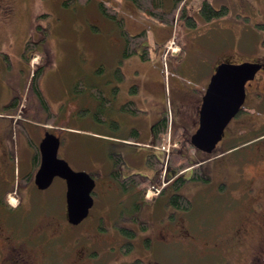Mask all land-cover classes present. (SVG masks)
I'll return each mask as SVG.
<instances>
[{
  "label": "rangeland",
  "instance_id": "374dc122",
  "mask_svg": "<svg viewBox=\"0 0 264 264\" xmlns=\"http://www.w3.org/2000/svg\"><path fill=\"white\" fill-rule=\"evenodd\" d=\"M172 1L163 0L164 8L169 9ZM185 1L189 2L187 7L185 5L186 12L195 19V26L187 24L184 16L179 17L177 23L172 22L169 25L156 22V25H164L161 26L164 29L173 27L171 37L174 36L173 41L179 45V51L182 47L178 39L189 45L190 52L187 57L178 63L180 57L171 58L176 55L171 50H177L178 47L171 46L170 52L165 47L168 45L166 42L173 41L169 38L160 45L153 31L146 27L144 29L148 37L144 45L148 47V57L142 58V47H139L137 53L123 56L124 42L122 27L119 23L123 21L125 23L126 16H132V13L122 7L125 0H87L85 2L71 0L70 5L64 4L65 0H0V127L2 132L10 137L5 140L8 162L12 171L9 179L14 176V181L11 180L6 184L8 191L10 190V204L15 203V192L18 195H27L35 202L45 200L50 202L47 210L52 213L60 212L63 201L62 178L55 177L52 183L42 190L28 183V172L35 169V163L31 158L33 142L30 138L28 140L27 134L33 127L35 129L40 122H43L42 113L45 114L30 84L31 76L37 68L42 66L41 91L50 103L48 125L53 128L56 126V129L60 131L64 130L61 131L64 141L62 148L59 146L57 155L66 160L73 170L83 171L94 177L96 202L94 201L95 206H92L91 212L95 210L97 204V209L109 207L112 213L111 218L116 216L123 207V212H131L129 199H131V193L133 194V190L131 193L122 191L113 195L112 191H102L104 188L102 185L105 182L109 181L108 184L111 185L113 181L110 175L114 164L113 155L123 153V161L119 164L122 174L130 171L151 174L148 170L156 174L159 168L157 159L160 156L152 154H158L159 151L155 150V144H151L153 150L150 155H147L151 150L147 151L143 147L149 145L150 139L147 135L151 125L166 114L163 116L167 127L165 131L170 132L173 115L176 113L180 115L181 109L184 110L181 118L184 122L189 121L187 91L193 93L197 77L208 72L207 64L216 57L234 63L264 60V26L257 24V22H264V0H258L261 1L259 5H255L256 0H209L213 8L220 11L218 15L210 18L204 17L198 10L202 0ZM100 2L118 7L119 18L106 15L100 8ZM178 8H181V4ZM246 9L249 16L244 17L242 12ZM138 11L140 15H147L143 10L138 9ZM148 19L151 20L149 17ZM241 21L248 22L246 28L240 26ZM143 24L148 26L147 23ZM157 35L163 36L164 33H157ZM29 39L34 40L40 49L31 53L30 58L26 60L22 52L24 44ZM155 41L157 43H154ZM159 46H161L160 53L157 51ZM179 51L176 52L177 55H182ZM150 62L159 68L167 63L166 67H163L165 70L160 71L163 77L162 83L156 79L155 72L148 68ZM189 63L197 68L195 76L191 70L187 69ZM118 66H121L124 72V79L120 81L116 75L112 74L113 69ZM91 68H94L93 74L88 76L85 72L88 73ZM66 69L69 70L67 76L64 72ZM200 69H203L201 72L203 75L196 74ZM81 71L79 78H82L84 83H81L83 86L80 87L75 77ZM261 74L259 70L254 79ZM85 79L87 84L91 81L94 84L99 83L104 86L105 91L96 94L97 91L87 87ZM110 79L119 81L120 90L115 98L114 95L110 98L107 95V99H110L108 105L117 100L125 102L127 99L123 98L130 95L132 99L137 100L136 112L118 110L114 104L111 107L104 105ZM172 79L178 80L176 87L172 85ZM88 96L92 101V103L89 102V107L83 105L87 102ZM96 96L99 97L97 109L93 105ZM13 98L15 103L18 101V105L12 110L7 105ZM140 98H147L149 101L144 109L141 107ZM20 105L25 108L23 114L18 112ZM74 105L78 107L75 108ZM4 107L9 108L7 112ZM259 108L256 96L251 98L248 95L242 106L244 112L236 114L227 127L231 128L233 125L235 127V123L246 114L264 118L263 107ZM7 113L14 114L15 117L18 115V118L12 121L19 122L17 124L11 122ZM24 118H28L29 121ZM132 127L136 132L138 131L137 134ZM262 129L256 128L251 132L239 133L237 138L230 141H225L222 137L210 154L222 152V159L225 160L226 165L223 166V172H220L215 167L214 170L212 169V161L208 162L210 158L203 160L202 174L204 177L207 176L208 180L190 179L192 172L190 167L178 172V175H182L185 179L178 192L191 201L189 209L183 210L167 205L164 202L166 200L164 196H161L156 203H142L137 215L140 220L147 223L148 227L147 230L137 233L141 240L133 246L129 254H126V258L129 256V259L133 260L135 256L140 255L143 259L141 264H148V260L154 258L153 256L160 259L162 264H217L222 259L220 241L225 235L223 231L225 215L228 207L236 206L237 187L242 184L241 178L236 175L235 167L243 161V148L246 145L240 144L227 150L229 146L227 143L234 145L245 140L253 142L258 137L249 138L261 133ZM15 132L19 133L14 135ZM164 132L160 141L155 143L160 144L163 140L169 139ZM187 132L190 131L187 130ZM128 136L132 137L135 145L138 144L135 146L137 151L133 150L134 147L126 149L123 141H129L125 139ZM171 137L175 140L173 133ZM179 142L180 140L177 144L176 141L173 144L179 146ZM161 145H165V142ZM173 151L160 166H168L167 162L171 163L169 160L176 155V151ZM178 151H181V154L191 162L203 157L201 150L194 149L188 144ZM127 153L136 154V159L127 156ZM218 160L219 158L217 162ZM160 168L163 172V167ZM257 171L260 172V170L250 169L249 173L253 175ZM20 178L22 181L18 182ZM156 182L149 181L146 185L144 193H147L152 186L155 188L154 192L149 194V198L159 189ZM135 192L136 190L134 194ZM36 207L34 211H43L42 207ZM150 208L151 215L148 213ZM42 217L44 215L39 216V218ZM172 218L179 221L183 219L190 235L165 244L152 235L153 230L156 223L165 222L168 225V222L175 221ZM145 237H150L151 242L148 247L142 241Z\"/></svg>",
  "mask_w": 264,
  "mask_h": 264
},
{
  "label": "flooded vegetation",
  "instance_id": "af4514ba",
  "mask_svg": "<svg viewBox=\"0 0 264 264\" xmlns=\"http://www.w3.org/2000/svg\"><path fill=\"white\" fill-rule=\"evenodd\" d=\"M260 2L256 0L255 5H259ZM242 15L244 17L249 16L248 9L244 10ZM246 23L248 22L246 21ZM246 23L241 21L240 26L246 28ZM257 24L264 26V22H257ZM255 62L261 64L260 70L262 74L246 83L245 99L248 95L251 98L256 96L259 107H263L264 110V60ZM192 96L191 92L187 91L188 109L194 105L198 115L200 100L194 103L191 99ZM10 103L7 107L12 110L18 105V101L13 105H10ZM19 109L18 112L23 114L25 108L20 105ZM44 112V115L42 113L43 122H40L35 129L33 127L27 134L28 140L30 138L33 142L31 158L35 163V169L28 172V183H32L33 185H29L35 186L36 188L38 187L34 179L41 163L40 143L46 132L58 137L61 148L64 141L61 132L64 130L60 131L56 129V126L54 128L49 126L47 120L50 113L45 109ZM239 112L244 111L240 109L237 114ZM7 114L11 122L14 124L19 122L12 121L18 118V115L15 117L14 114ZM24 120L29 121L28 118H24ZM256 128H263L262 132L249 139L258 137L257 139L253 142L245 140L237 144H246L243 148V161H241L239 166L235 167L236 175L241 178L240 183L242 184L237 187L238 198L235 201L236 206L228 207L227 214L225 215L223 224L225 235L223 240L220 241L222 259L217 264H264V136H261L264 135V118L246 114L244 118L235 123V127L234 125L231 128L225 127L223 139L230 141L237 138L239 133L251 132ZM18 133L15 132L14 135ZM9 134L13 135L11 133ZM6 135L0 127V264H141L143 259L140 255L135 256L133 260H130L129 256L126 258V254H129L133 246H136L138 241L141 240V237L139 238L137 233L147 230L148 227L145 221L139 219L137 212L142 207V203H156L160 200L161 196L166 197L164 202L167 205L175 208L170 204V201L172 195L175 193L173 182L178 176V172L172 167V162H167L168 166H160V158H158L159 168L156 174H153L151 170H148L151 174L147 175L133 171L122 174L119 164L122 163L123 156L117 154L121 159L117 165L119 168V176L116 178L113 175L112 165L110 170V175L113 180L112 184H108L109 181L105 182L102 185L104 186L102 191H112L111 194L113 195L122 193V191L131 193L133 190L131 199H129L131 201V212H123V207L116 216L110 218V215H112L109 211L110 208L105 206L108 209H97L98 204L95 210L91 212L95 201L94 193L96 190V182L91 175L94 179V186L91 191L93 199L92 205L87 215L79 222L74 223L68 218L66 182L63 178L64 183L61 185L63 201L60 212L52 213L48 211L50 202L46 200L35 202L29 196L24 194L18 195L16 192L15 203L10 204L7 196L10 190L8 191L6 184L11 180L14 181V176L9 179L12 171L11 165L8 162V149L5 140H8L10 137ZM227 145H229L227 150L231 149L229 147L232 146V143L228 142ZM173 152V149H171L168 158ZM154 156L159 155L154 154ZM129 157L136 159V154H129ZM222 157L223 155L219 157V166L215 167L220 172H223V166L226 165ZM22 160L24 159L22 158ZM160 167H163V172ZM250 169L260 170V172L257 171V173L252 175L249 173ZM130 177L135 179L141 177L144 182L145 180L151 182L155 180L157 181L156 183L159 189L150 198L146 196V193H143L141 199L138 193L140 189L138 185L124 184V180ZM202 179L204 181L208 180L207 176L204 177V175ZM19 181L21 182L22 179H18ZM134 190H136L135 194ZM102 203L101 206L104 207ZM36 206L42 207L43 211H34L37 208ZM151 211L152 209L150 208L148 211L150 215ZM40 214L44 215V217L39 218L41 216ZM172 219L175 220V218ZM178 221V219L175 221L172 220L168 222V225L165 222L160 224L156 223L152 235L165 244L170 243L174 239L180 240L189 236L190 231L184 225V220L180 219ZM142 241L147 247L151 242L150 237H145ZM153 257L148 260V264H162L160 259L155 256Z\"/></svg>",
  "mask_w": 264,
  "mask_h": 264
},
{
  "label": "water",
  "instance_id": "95a60500",
  "mask_svg": "<svg viewBox=\"0 0 264 264\" xmlns=\"http://www.w3.org/2000/svg\"><path fill=\"white\" fill-rule=\"evenodd\" d=\"M261 68L258 62L244 61L218 63L204 90L198 109V126L190 135V144L205 153H211L224 135V129L242 108L245 84L253 80ZM59 139L46 132L40 143L41 163L35 174L38 188H47L55 176L66 182L68 218L77 223L92 205L93 177L83 171L73 170L68 162L57 155Z\"/></svg>",
  "mask_w": 264,
  "mask_h": 264
},
{
  "label": "trees",
  "instance_id": "16d2710c",
  "mask_svg": "<svg viewBox=\"0 0 264 264\" xmlns=\"http://www.w3.org/2000/svg\"><path fill=\"white\" fill-rule=\"evenodd\" d=\"M83 1L85 2L87 0H83ZM132 1L139 9L146 12L152 19L162 24L169 25V24H172L177 6L181 3L182 0H174L173 5L169 9L164 8L163 0H132ZM182 3L183 4H181V8L179 10V17L184 16L187 20V24L195 26V21L193 17L190 16L186 12L185 3L184 2ZM64 4L70 5L71 0H65ZM100 8L109 17H113V18L117 17V13H116L117 10L111 7L110 5L100 2ZM108 11L112 12L113 14H110ZM199 12L206 18H210L220 13V11H216V9L213 8L212 4L208 0L201 1L199 5ZM118 21L120 22V20ZM119 24L122 27V23H119ZM121 33L123 35V40H124V45H123V50H122L123 56H128L133 53H136L138 51V48L142 46V43L147 38V34L145 30L137 34H129L125 29L122 28ZM39 49L40 47L38 46V44L34 43V40L29 39L24 44L22 56L24 59L28 60L30 58L31 53L38 51ZM141 56L142 58L148 57L147 47H143V52L141 53ZM42 75H43V70L41 66L40 68H37L35 72H33L31 76L32 78H31L30 84H31L32 90L37 94L42 107L50 113L49 102L47 101L40 87V80H41ZM13 104H15V98H13L12 102L10 103V105H13ZM121 108L122 110L128 111L130 113L137 111V109L135 108V105L131 101H128L122 104ZM165 125L166 123H165L164 117L158 119L156 122L152 124L151 131H152V135L154 137L155 142L160 141L161 135L165 131ZM133 130L137 134L136 130L135 129ZM179 135L180 134L176 130L173 132V137L175 139L179 138L180 144L179 146L175 148L176 155H173L172 158L170 159V161L172 162V167L177 172L190 167L192 170L190 179L200 180L203 178L200 161L205 158H208L211 155L204 153L203 157L200 160H195L193 162L189 161L186 156L181 154V151H178V150H181V147L186 144L191 146L189 142V136L187 135L186 137H182ZM234 146H237V144L232 145L229 148H233ZM120 160L121 159L119 158V156H113L114 164H113L112 172H113V175L116 176V178L119 176V168L117 167V165L119 164ZM184 181L185 179L183 178L182 175L179 174L176 177V179L173 182V188L175 190V193L172 195L171 201H170V204H172L175 208L183 209V210L189 209L191 207V201L186 196L178 192V190L182 187ZM148 182H149L148 180L147 181L145 180L144 182L141 177L140 178L137 177V179L130 177L124 180V184L126 185L136 184L139 186L142 184L138 192L141 199L143 197V193L145 191L146 185H148L147 184Z\"/></svg>",
  "mask_w": 264,
  "mask_h": 264
},
{
  "label": "crops",
  "instance_id": "0c3cea01",
  "mask_svg": "<svg viewBox=\"0 0 264 264\" xmlns=\"http://www.w3.org/2000/svg\"><path fill=\"white\" fill-rule=\"evenodd\" d=\"M173 2H174V0L172 1V4H171V6L173 5ZM104 3V2H103ZM164 3V2H163ZM185 3H186V5H188L189 4V2H186L185 1ZM111 6V5H110ZM170 6V7H171ZM111 7H113V8H115L116 10H117V18H119V9H118V7H115V6H111ZM122 7H125V10L126 11H128V12H130V13H132V16H126V20H125V23H124V21H123V19L122 18H120V20L121 21H123V23H122V28L123 29H125L129 34H137V33H139L140 31H142V30H145L144 29V27H146V28H150L152 31H153V33L155 34V39L158 41V42H160V45H162V43H164L167 39H169L170 37H171V35L173 34L172 32V28L171 29H164V28H162L161 26H164V25H156V22L157 23H160V22H158V21H156V20H154V19H152L148 14L147 15H140V13H139V11H138V7L134 4V2L132 1V0H125V3H122ZM141 10V9H140ZM148 17L149 18H151V20L150 19H148ZM155 21V22H153V21ZM143 23H147L148 24V26H146L145 24H143ZM138 29H141L140 31L138 30ZM146 33H147V31H146ZM157 33H164V35L163 36H158L157 35ZM147 37H148V35H147ZM147 39V38H146ZM145 39V41L142 43V45H144L145 44V42L147 41ZM179 41H180V44H181V47H182V55L180 54H178V55H173L171 58H181L179 61H178V63H180L181 61H183L186 57H187V54L190 52L189 51V45H187L185 42H183V40H181V39H178ZM123 42H124V40H123ZM154 43H157L156 41L154 42ZM123 45H124V43H123ZM144 47H147V45H144ZM158 53H160V51H161V46H159L158 47ZM147 52H148V47H147ZM137 53V52H136ZM134 54V53H133ZM132 55V54H131ZM147 55H149V54H147ZM219 59H221V58H218V57H216V58H214L213 60H211L210 61V63H208L207 65H209V69H208V72L205 74V75H203L201 72L203 71V69H200V70H198L197 72H196V74L197 75H203V76H199V77H197V79L195 80V82H194V91H193V93H191V95H193L192 96V100L194 101V103H196L197 102V100H200L201 99V96H202V94H203V91H204V89H205V87L207 86V84H208V82H209V79H210V77H211V75H212V73H213V71H214V67H215V65L218 63V61H219ZM206 65V66H207ZM148 68H150V69H152L154 72H155V75H156V79L157 80H159V82L160 83H162V77H161V75H160V71H159V66H156V65H153L151 62L149 63V67ZM187 68V67H186ZM93 69L94 68H91L89 71H88V73L87 72H85L88 76H91L92 74H93ZM187 69H189V71L191 70V72H192V74H193V76H195L194 75V73H195V71L197 70V68H196V66L194 65V64H192V63H189L188 64V68ZM68 71L69 70H64V72L66 73V76H67V73H68ZM81 73H82V71L80 72V73H77L76 74V80H77V84L81 87V86H83L81 83H84L83 82V80H82V78H79L80 76H81ZM112 74L115 76L116 75V77L119 79V81L121 80V79H124L123 78V76H124V72H123V70L121 69V66H118V67H116L115 69H113V71H112ZM119 81H116L115 82V79L113 80V79H110V80H108V82H109V84L107 85V94H106V97H105V99H106V102H105V104L104 105H108V103H109V100L110 99H107L108 97L110 98V97H112L113 95H114V98H115V96L117 95V93L119 92V90H120V85H119ZM177 82H178V80L177 79H172V85L173 86H177ZM85 83H86V85H87V87H89V88H91V90L92 91H97L96 92V94H101L102 92H104L105 90H104V86H101V85H99V83H96V84H94V82L92 83V81L90 82V83H88L87 84V80L85 79ZM95 85H96V87H95ZM98 86V87H97ZM95 89V90H94ZM98 89V90H97ZM107 95H108V97H107ZM78 96V95H77ZM80 96H83V95H80ZM92 98V97H91ZM123 99H127L125 102H128V101H131V102H133V104L134 105H136L135 103H137V100H135L134 98L132 99V96H130V95H126V97H124ZM99 97L98 96H96V98H95V102L93 103V105H94V107H96V109L98 108V106H99ZM113 101V100H112ZM120 101H123V100H121L120 99ZM139 101H141V107H143L142 109H144L145 107H146V103H149V101H148V99L147 98H145V99H142V98H140L139 99ZM89 102H91L92 103V101H91V99H90V97L88 96L87 97V102H84L83 103V105H85V106H88L89 107ZM125 102H119L118 100L117 101H114V102H112V104L111 105H108V106H113V104H114V106H115V108L116 109H121L122 110V108H121V106H122V104H124ZM103 104H102V106H104ZM73 107H78L77 105H74ZM137 108V107H136ZM165 108V107H164ZM124 111V110H123ZM164 111H165V109H164ZM187 111H188V115H190V118H189V121H186V122H184V120L181 118V116L184 114V110L183 109H181L180 111H179V114L180 115H178L177 113L176 114H172L173 115V126H174V129L175 130H177L178 129V131L180 130V131H182V132H185V133H187V130L188 131H190V133L191 132H193L195 129H196V127H197V125H198V115H197V113H196V108H195V106L193 105V107H191V108H189V109H187ZM126 112H128V111H126ZM130 113V112H129ZM163 116V115H162ZM161 116V117H162ZM186 127H188L187 128V130H186ZM133 128V127H132ZM148 138L150 139V142H149V145H144L143 147H144V149L145 150H147V151H150V153L152 152V148H151V143H152V141H153V136H152V131H151V129H150V132H148ZM113 138H115L114 136H112ZM126 140H129V141H123V143H124V145H125V147H126V149H128V148H131V147H134L133 148V150H135L136 148H135V146H137V145H135L132 141H134L133 139H132V137H130V136H128V137H126L125 138ZM156 150V149H155ZM135 151H137V150H135ZM150 153H148V154H150ZM118 154H120V155H122L123 153L121 152V153H118ZM197 155V154H196ZM127 156H129V153H127ZM201 156V155H200ZM221 156V152H219V153H216V154H214V155H212L211 157H210V159H209V161L208 162H210V161H212V169L214 170V167H218L219 166V160H218V162H217V159L219 158Z\"/></svg>",
  "mask_w": 264,
  "mask_h": 264
},
{
  "label": "built area",
  "instance_id": "2783aa9c",
  "mask_svg": "<svg viewBox=\"0 0 264 264\" xmlns=\"http://www.w3.org/2000/svg\"><path fill=\"white\" fill-rule=\"evenodd\" d=\"M173 42L170 43V47L172 46ZM160 149H162L163 151H165L166 153L168 152L169 150V142H168V139L165 140V145H161L160 146ZM166 157H167V154H165L164 158H163V161L165 160L166 161ZM154 186H152V188L148 189L147 190V193H146V196L149 197V194L150 193H153L154 192Z\"/></svg>",
  "mask_w": 264,
  "mask_h": 264
},
{
  "label": "bare ground",
  "instance_id": "6f19581e",
  "mask_svg": "<svg viewBox=\"0 0 264 264\" xmlns=\"http://www.w3.org/2000/svg\"><path fill=\"white\" fill-rule=\"evenodd\" d=\"M170 161V160H169Z\"/></svg>",
  "mask_w": 264,
  "mask_h": 264
}]
</instances>
